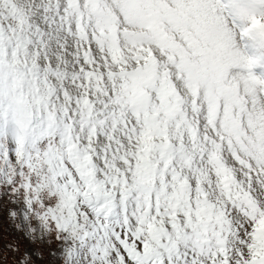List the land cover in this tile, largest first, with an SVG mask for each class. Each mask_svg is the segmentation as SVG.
I'll use <instances>...</instances> for the list:
<instances>
[{
	"label": "rangeland",
	"instance_id": "374dc122",
	"mask_svg": "<svg viewBox=\"0 0 264 264\" xmlns=\"http://www.w3.org/2000/svg\"><path fill=\"white\" fill-rule=\"evenodd\" d=\"M4 215L0 264H264V0H0Z\"/></svg>",
	"mask_w": 264,
	"mask_h": 264
},
{
	"label": "trees",
	"instance_id": "16d2710c",
	"mask_svg": "<svg viewBox=\"0 0 264 264\" xmlns=\"http://www.w3.org/2000/svg\"><path fill=\"white\" fill-rule=\"evenodd\" d=\"M22 127V126H21ZM21 129V131H22V134L23 135H25V132H26V130H25V128H24V126L22 127V128H20ZM2 224H0L1 225V227L3 228V236L5 237V238H7L8 240H9V242H11L12 240H11V236H10V234H6L5 233V229H4V225H6V217H5V215L4 216H2ZM5 238H3V237H0V241L3 239V240H7V239H5ZM21 249V248H20ZM16 251H17V253L18 254H20V250H19V248H16ZM0 253H3L4 255H6V254H8V251H6V254H5V250L1 247V245H0ZM26 263H28L27 262V260H26Z\"/></svg>",
	"mask_w": 264,
	"mask_h": 264
}]
</instances>
